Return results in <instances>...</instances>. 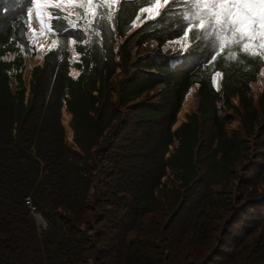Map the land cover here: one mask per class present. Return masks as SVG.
<instances>
[{
  "label": "trees",
  "instance_id": "trees-1",
  "mask_svg": "<svg viewBox=\"0 0 264 264\" xmlns=\"http://www.w3.org/2000/svg\"><path fill=\"white\" fill-rule=\"evenodd\" d=\"M26 2L0 0V264H264L261 50L215 55L183 39V8L106 0L103 45L70 61L91 5L55 6L37 56Z\"/></svg>",
  "mask_w": 264,
  "mask_h": 264
},
{
  "label": "snow or ice",
  "instance_id": "snow-or-ice-1",
  "mask_svg": "<svg viewBox=\"0 0 264 264\" xmlns=\"http://www.w3.org/2000/svg\"><path fill=\"white\" fill-rule=\"evenodd\" d=\"M88 2L92 4V0ZM163 3L168 5L165 13L176 5L183 6L180 15L185 22L181 26L185 41L191 32L195 39L211 47L215 55L229 45L241 53L255 55L254 45L248 42L258 39L260 54H264V0H163ZM215 55L211 58L215 59Z\"/></svg>",
  "mask_w": 264,
  "mask_h": 264
},
{
  "label": "clouds",
  "instance_id": "clouds-1",
  "mask_svg": "<svg viewBox=\"0 0 264 264\" xmlns=\"http://www.w3.org/2000/svg\"><path fill=\"white\" fill-rule=\"evenodd\" d=\"M33 1L34 0H27V2L25 4L27 22H29L30 29L32 28V26L34 24L33 23V19H34L33 14L31 13V7L33 4ZM40 1L42 2L41 6H42L44 16L47 17L48 16L47 12L49 11V8L55 7V0H40ZM57 3L59 5H61V9H63L65 11V13L70 14L72 17L74 16V13L76 12L75 0H59ZM158 3L160 6H162L164 4L163 0H153V2L146 8V9H150V11H147V12H151V13L155 12L158 8ZM63 4H64V8H63ZM176 7H179V8L173 9L171 11L173 13V17L171 19L173 21V23L178 22L179 15H177L176 13H178L183 8L182 5H176ZM41 22H42V27L39 29L38 33H36V34L34 33V36L38 42L35 43L30 38V35H29V39L31 41V46L35 50L37 56L42 55L40 50H39V45L46 43L44 41V35H43L45 33L43 29H45L46 25H47L46 18L44 20H41ZM30 29H29V34H30ZM46 33H48L47 30H46ZM44 224L47 225L46 222ZM38 232L40 233V231H38Z\"/></svg>",
  "mask_w": 264,
  "mask_h": 264
},
{
  "label": "rangeland",
  "instance_id": "rangeland-1",
  "mask_svg": "<svg viewBox=\"0 0 264 264\" xmlns=\"http://www.w3.org/2000/svg\"><path fill=\"white\" fill-rule=\"evenodd\" d=\"M31 13L33 14V26L32 28L30 29V38L35 42L37 43V39L35 38L34 36V33H38L39 29L42 27V22L41 20H44L46 17L44 16V13H43V10H42V6H41V1L40 0H34L33 1V4H32V7H31ZM44 32L46 33V30H48L47 32H49V28L48 29H43ZM56 30V29H55ZM57 31V30H56ZM44 41L47 42V39H46V36L44 37ZM52 42H56L57 40L55 38H53L51 40ZM73 73H75V71H73ZM191 98H187L186 99V102H189ZM232 124L233 125H236V120L234 119L232 121ZM42 223V222H41ZM45 226L44 223H42V226L41 228H43Z\"/></svg>",
  "mask_w": 264,
  "mask_h": 264
}]
</instances>
